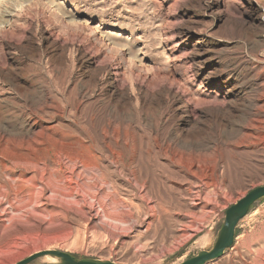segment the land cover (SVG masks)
I'll return each mask as SVG.
<instances>
[{"label": "rangeland", "instance_id": "1", "mask_svg": "<svg viewBox=\"0 0 264 264\" xmlns=\"http://www.w3.org/2000/svg\"><path fill=\"white\" fill-rule=\"evenodd\" d=\"M260 186L264 0H0V264H180ZM209 264H264V199Z\"/></svg>", "mask_w": 264, "mask_h": 264}, {"label": "water", "instance_id": "2", "mask_svg": "<svg viewBox=\"0 0 264 264\" xmlns=\"http://www.w3.org/2000/svg\"><path fill=\"white\" fill-rule=\"evenodd\" d=\"M264 199V186L256 187L249 191L243 198L228 208L224 221L217 233V239L208 251H200L180 264H209L222 259L231 249L237 236V228L240 222L248 216L255 204ZM50 257L57 261L56 264H121L108 260L78 259L75 256L60 250H46L35 253L16 264H33L35 261Z\"/></svg>", "mask_w": 264, "mask_h": 264}, {"label": "bare ground", "instance_id": "3", "mask_svg": "<svg viewBox=\"0 0 264 264\" xmlns=\"http://www.w3.org/2000/svg\"><path fill=\"white\" fill-rule=\"evenodd\" d=\"M176 4H177V2H176ZM175 6H177V5H175ZM2 15H3V17H7L8 14H7V12L6 13L4 12V14H2ZM7 23L8 22H6V21L3 22V24H7ZM51 37H53V36H51ZM62 45H64V42H62ZM90 60L93 63L99 65L101 67V69L102 70L104 69L107 73H109V75L114 76V77H112L113 78L112 80L116 84V87L118 89L126 91L127 87H126V81L124 79V73H122L119 68L116 67V69L115 68L113 69L112 66H108V65L107 66H101L100 63H99L98 58L95 57V56L91 57ZM120 78H121V81H122L121 84L118 83ZM139 91L143 92L144 95L146 96V98H149V99H152V100L153 99H161L164 96H168V97H172L175 101L187 102V100H185V95L184 94H182L179 91L174 90L173 88H171L169 86L151 88L147 83H140L139 84ZM127 95L129 97V99H131L130 95L129 94H127ZM190 112H191V114L195 115L196 114L195 107H190ZM0 189L4 190V192H5V193H0V196L3 195V194L6 195V196H9L8 190H6L4 187H0ZM65 191H66L65 189H62V188L58 187L54 191L53 196L51 198L59 199L60 201H64V197L66 196ZM19 205H21V202H19ZM2 206H3V202L0 201V208H2ZM16 209L19 212L20 211L22 212L24 210H27L28 206L27 205H23V206H21L19 208H16ZM4 210L13 212L15 210V208H13V206H10L8 209H4ZM4 210H2V211H4ZM0 212H1V210H0ZM56 263H57V261L55 259H53V261L50 262L49 264H56Z\"/></svg>", "mask_w": 264, "mask_h": 264}]
</instances>
